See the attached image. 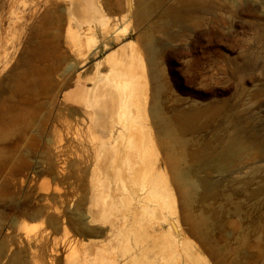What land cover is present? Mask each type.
<instances>
[{
	"label": "rangeland",
	"instance_id": "rangeland-1",
	"mask_svg": "<svg viewBox=\"0 0 264 264\" xmlns=\"http://www.w3.org/2000/svg\"><path fill=\"white\" fill-rule=\"evenodd\" d=\"M125 1L101 3L125 41L142 47L146 35L156 45L158 65L149 69L148 121L162 154L193 182V188L177 191L170 170H165L180 229L206 264H264V0H131L122 22ZM65 4L53 0L51 9L58 19L36 29L64 31ZM97 34L94 47L99 55L92 63L106 55ZM32 41L24 40L18 48L0 97L8 95L10 79L25 69ZM50 48L43 61H34L49 74L62 66L63 56L62 45ZM93 74V69L85 72L82 80ZM13 138L0 143V243L13 245L15 254L0 247V264H32L38 257L45 263L55 258V264H65L70 257L76 264L90 243L108 247L111 237H94L100 228L83 221L88 195L83 207L75 202L48 207L44 195L28 187L31 177L25 169L19 171L13 157L22 141ZM226 151L239 155L222 165L220 156ZM113 217L108 222L115 221ZM181 217L196 221L183 222ZM73 242L77 247L67 250ZM135 254L140 257L138 250ZM147 261L145 254L141 262Z\"/></svg>",
	"mask_w": 264,
	"mask_h": 264
},
{
	"label": "bare ground",
	"instance_id": "bare-ground-1",
	"mask_svg": "<svg viewBox=\"0 0 264 264\" xmlns=\"http://www.w3.org/2000/svg\"><path fill=\"white\" fill-rule=\"evenodd\" d=\"M52 2L0 0V89L11 74L18 48L24 40H33L22 65L25 69L10 79L8 95L0 97V143L21 139L13 157L19 171L25 169L30 175L28 187L44 195L46 206L71 202L82 206L88 195L83 221L100 228L94 237L110 236L111 243L83 247L88 252L76 264H142L145 254V264H206L180 229L171 189L172 184L177 191L193 188V182L162 154L161 142L148 121L150 70L158 65L156 45L146 35L141 38L142 47L125 41L124 32L105 16L101 0H66L64 31L37 30L58 19ZM125 2L122 22L131 11V0ZM95 33L106 55L92 63L99 55ZM61 45L62 66L50 69L51 74L35 66L47 49ZM91 69L93 77L82 80V74ZM238 155L226 151L219 161L224 165ZM51 195H56V202ZM110 216L116 220L108 222ZM5 246L11 256L15 254L13 245L0 243L1 248ZM76 247L77 243L67 244V250ZM65 259V264H73L70 257ZM31 260L32 264L56 261L51 257L47 263L41 257Z\"/></svg>",
	"mask_w": 264,
	"mask_h": 264
}]
</instances>
